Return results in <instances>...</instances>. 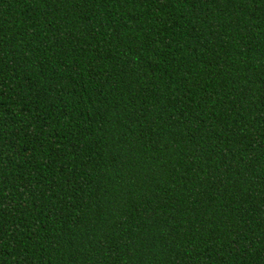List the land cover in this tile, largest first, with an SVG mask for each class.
I'll use <instances>...</instances> for the list:
<instances>
[{"label":"trees","instance_id":"obj_1","mask_svg":"<svg viewBox=\"0 0 264 264\" xmlns=\"http://www.w3.org/2000/svg\"><path fill=\"white\" fill-rule=\"evenodd\" d=\"M0 264H264V0H0Z\"/></svg>","mask_w":264,"mask_h":264}]
</instances>
